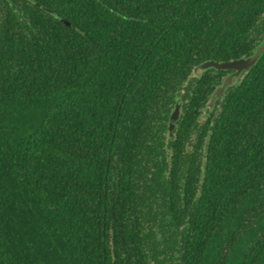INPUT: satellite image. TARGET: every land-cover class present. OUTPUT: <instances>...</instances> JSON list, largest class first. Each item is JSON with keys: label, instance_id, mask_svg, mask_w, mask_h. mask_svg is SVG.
<instances>
[{"label": "trees", "instance_id": "trees-1", "mask_svg": "<svg viewBox=\"0 0 264 264\" xmlns=\"http://www.w3.org/2000/svg\"><path fill=\"white\" fill-rule=\"evenodd\" d=\"M263 40L264 0H0V264H264V53L196 70Z\"/></svg>", "mask_w": 264, "mask_h": 264}, {"label": "water", "instance_id": "water-1", "mask_svg": "<svg viewBox=\"0 0 264 264\" xmlns=\"http://www.w3.org/2000/svg\"><path fill=\"white\" fill-rule=\"evenodd\" d=\"M69 24L68 22H66ZM264 53V40L262 43L257 47L255 52L246 58L241 59H234V60H227V61H216V60H208L196 67V70L198 68H207L209 66H213L217 69H231L233 72L227 77V79L224 81L223 85L219 87L215 93V95L212 97V100H214L216 95H221L223 93V90L227 85H229L232 82V79L235 77H239L241 73L247 69H249L254 63L259 59V57ZM180 110V104H177L175 107L174 112L172 113V119H177L178 114ZM174 123H171L170 128H173Z\"/></svg>", "mask_w": 264, "mask_h": 264}]
</instances>
